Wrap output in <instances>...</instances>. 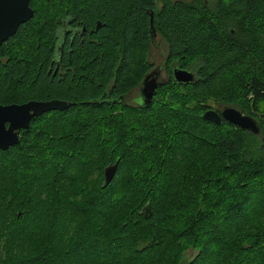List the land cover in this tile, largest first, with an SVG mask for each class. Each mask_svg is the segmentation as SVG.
<instances>
[{"label": "trees", "instance_id": "1", "mask_svg": "<svg viewBox=\"0 0 264 264\" xmlns=\"http://www.w3.org/2000/svg\"><path fill=\"white\" fill-rule=\"evenodd\" d=\"M33 1L0 45V104L71 103L0 149V264H264V0ZM63 7L105 19V44L71 57L81 79L46 73ZM149 13L194 80L109 107L108 79L116 97L147 68ZM212 103L259 133L203 119Z\"/></svg>", "mask_w": 264, "mask_h": 264}, {"label": "flooded vegetation", "instance_id": "2", "mask_svg": "<svg viewBox=\"0 0 264 264\" xmlns=\"http://www.w3.org/2000/svg\"><path fill=\"white\" fill-rule=\"evenodd\" d=\"M33 5H34V1L30 0L28 2V6L32 10L31 18L35 14V8ZM60 9L55 11V13L57 14L56 16L58 18V19L56 18L55 20L56 22L54 29L55 44L53 47L52 57L48 65L46 66V73L49 74L51 78L55 77L58 81H64L65 78L70 80L76 78L81 79L82 76H84L89 64L80 63V62L74 63V60H72L71 57H75L82 53H85L87 49L89 50V52H94V48L99 45L102 47V43L104 42L101 41L100 39L105 37L107 30L105 25V19L104 18L98 19L95 18V16L88 17L89 15L81 16L80 14L82 13V11L80 9H78L79 14L76 12L77 10L75 9L73 10L70 7H63V9L61 10ZM91 13L95 14L96 12L92 11ZM31 18L27 19L25 22L29 21ZM21 24H19L17 28ZM148 24H149V15H148ZM12 35L8 36L7 38L11 37ZM146 41H147V49H146L147 68L141 74V77L137 85L125 90L122 94L113 97V95L116 92L112 90V78L108 79L102 93L104 97V102H106L109 107H112L114 105L119 106L120 104H126L132 107V106H139L140 104H142L141 88L145 77H147L148 79L150 78L155 79V82H157L156 85L157 88L159 85L167 82L170 79L171 81H174L172 77V70L175 68L185 69L192 73L194 72L192 69L188 67L182 68L178 66L174 58H169L167 42L164 40L163 37H161L155 31L153 26L152 28L150 27V29L148 30ZM160 45L164 47L165 51L164 53L158 54V60H157L154 59L152 49L159 51V49H161ZM161 73H163L162 76ZM156 88L154 89L153 95L156 92ZM132 92L135 93V96L132 97V99L128 100V96ZM58 100L66 101L64 99H58ZM36 101H45V100H36ZM66 102L71 103V101H66ZM151 102L152 99L150 100V103ZM15 104H20V103H15ZM220 105H221L220 108L222 107L224 108L226 106L225 104H220Z\"/></svg>", "mask_w": 264, "mask_h": 264}, {"label": "water", "instance_id": "3", "mask_svg": "<svg viewBox=\"0 0 264 264\" xmlns=\"http://www.w3.org/2000/svg\"><path fill=\"white\" fill-rule=\"evenodd\" d=\"M28 1L0 0V44L15 32L19 24L25 22L31 16ZM172 77L174 81L182 83L190 82L193 79L192 72L180 68L172 70ZM156 85L155 79L144 78L141 88L144 106L150 103V98L154 93ZM69 105L70 103L58 99L45 101L29 100L20 104H0V149L4 150L9 146L17 144L18 131L26 129L31 118L51 110H62ZM220 115L243 130L255 135L259 133L256 120L252 116L243 115L233 106H225L220 111ZM201 117L214 123L220 122V116L211 109L205 110ZM116 162L103 168V185H106L111 180L116 169Z\"/></svg>", "mask_w": 264, "mask_h": 264}, {"label": "rangeland", "instance_id": "4", "mask_svg": "<svg viewBox=\"0 0 264 264\" xmlns=\"http://www.w3.org/2000/svg\"><path fill=\"white\" fill-rule=\"evenodd\" d=\"M160 47H161V49H159V51L158 50H155V49H152L153 51H152V53H153V56H154V59H157L158 60V54L159 53H164V47L162 46V45H160ZM163 75V73H161V76ZM135 96V93L134 92H132L131 94H129V96H128V100H130V99H132V97H134ZM212 106L213 107H218L219 109H220V106L221 105H217V104H214V103H212ZM194 253V251L193 250H187L185 253H184V257H186V258H189L192 254ZM184 262V260H182V263Z\"/></svg>", "mask_w": 264, "mask_h": 264}, {"label": "bare ground", "instance_id": "5", "mask_svg": "<svg viewBox=\"0 0 264 264\" xmlns=\"http://www.w3.org/2000/svg\"><path fill=\"white\" fill-rule=\"evenodd\" d=\"M30 1V0H29ZM28 1V2H29ZM31 10V9H30ZM31 16H32V10H31ZM31 16L29 17V18H31ZM152 14H150V27L152 28ZM28 18V19H29ZM192 75H193V79L190 81V82H192L193 80H194V74L192 73ZM179 83H182V82H179ZM187 83H189V82H187ZM154 95H152L151 96V98H150V100L151 99H153L152 97H153ZM142 104L144 105V103H143V98H142ZM2 105V104H1ZM223 109V108H222ZM221 109V110H222ZM211 110H213V111H215L219 116H220V122L219 123H215V124H220L221 122H222V120L224 119L221 115H220V112H217L216 110H214V109H211ZM220 110V111H221ZM242 113V112H241ZM243 115H247V114H244V113H242ZM247 116H249V117H251L250 115H247ZM206 120V119H205ZM224 120H226V119H224ZM209 121V120H208ZM227 121V120H226ZM210 122H212V121H210ZM229 122V121H228ZM214 123V122H213ZM256 123H257V121H256ZM233 124V123H232ZM29 125V124H28ZM235 125V124H234ZM257 125H258V123H257ZM239 127V126H238ZM258 128H259V126H258ZM246 131V130H245ZM18 139H19V133H18Z\"/></svg>", "mask_w": 264, "mask_h": 264}]
</instances>
